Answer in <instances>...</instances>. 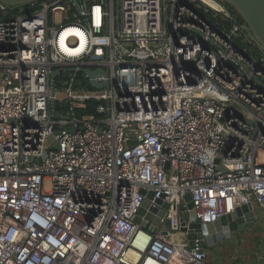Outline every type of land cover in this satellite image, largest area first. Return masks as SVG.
Masks as SVG:
<instances>
[{
    "label": "built area",
    "instance_id": "1",
    "mask_svg": "<svg viewBox=\"0 0 264 264\" xmlns=\"http://www.w3.org/2000/svg\"><path fill=\"white\" fill-rule=\"evenodd\" d=\"M29 5L0 3V264H210L187 194L201 224L264 217V50L224 1Z\"/></svg>",
    "mask_w": 264,
    "mask_h": 264
},
{
    "label": "water",
    "instance_id": "2",
    "mask_svg": "<svg viewBox=\"0 0 264 264\" xmlns=\"http://www.w3.org/2000/svg\"><path fill=\"white\" fill-rule=\"evenodd\" d=\"M37 0H0V3L8 7H19L28 5ZM227 5L231 6L237 15L248 27L250 33L256 40V42L264 50V0H223ZM59 71L55 70L51 73V91L55 93V79ZM82 73L85 74L89 79V84L92 88L103 89L108 87V83H96L94 77L98 74L107 76V73L102 69L90 70L83 69ZM55 101L52 102L51 107L55 108ZM53 118H58L53 116ZM255 125V124H254ZM257 129L254 128V131ZM74 132V130H71ZM135 142H130L133 144ZM168 168V165H166ZM146 195V200L143 202L141 208L138 210L137 215L133 218L134 223L142 226H147L141 222V218L144 217L146 220H152L155 224L159 222V218L164 216V212H157V209L150 207L149 201L153 198L154 193H146L144 190L141 192ZM157 204H161V200H155ZM184 205L180 208L182 213L180 215V226L181 231L186 232L187 240L190 247L194 246V240L198 239V243L201 249L211 247L224 239H230L232 234H238L252 229L257 224V216L254 212V208L251 204L243 205L236 210L222 217L220 220L211 224H201V222L195 218L193 212L188 213L185 211L192 210L191 197L187 194L184 197ZM167 204H162V208L167 209ZM157 213L158 218H154V214ZM188 221V224L186 222ZM166 228L169 227L168 222L165 224ZM150 230L154 231V228L150 226Z\"/></svg>",
    "mask_w": 264,
    "mask_h": 264
},
{
    "label": "rangeland",
    "instance_id": "3",
    "mask_svg": "<svg viewBox=\"0 0 264 264\" xmlns=\"http://www.w3.org/2000/svg\"><path fill=\"white\" fill-rule=\"evenodd\" d=\"M44 187L48 188L47 182ZM254 212L258 215L257 206H254ZM259 219V224L252 229L232 234L230 239L205 248L209 263L264 264V217L259 215Z\"/></svg>",
    "mask_w": 264,
    "mask_h": 264
},
{
    "label": "trees",
    "instance_id": "4",
    "mask_svg": "<svg viewBox=\"0 0 264 264\" xmlns=\"http://www.w3.org/2000/svg\"><path fill=\"white\" fill-rule=\"evenodd\" d=\"M29 6H30L29 4H28V5H24V7H29ZM226 6H227V8L229 9L230 12H232V13H236V12L234 11V9H233L231 6H229V5H227V4H226ZM21 7H22V6H19V7H17V8H21ZM28 11H29V8H28ZM96 105H97V102H96V101H88V102H84V104H83L84 107H80V108L76 107L77 104H75V112H76L78 115H83V114H93Z\"/></svg>",
    "mask_w": 264,
    "mask_h": 264
},
{
    "label": "bare ground",
    "instance_id": "5",
    "mask_svg": "<svg viewBox=\"0 0 264 264\" xmlns=\"http://www.w3.org/2000/svg\"><path fill=\"white\" fill-rule=\"evenodd\" d=\"M75 30L74 29H68V30H66L63 34H62V36H61V40L63 41V38H66V36L68 35V34H70V33H72V32H74ZM82 37V36H81ZM84 43H83V40L81 41V43H80V45H79V47L77 48V50H75V51H71V53H78V52H80V50L83 48V45Z\"/></svg>",
    "mask_w": 264,
    "mask_h": 264
},
{
    "label": "crops",
    "instance_id": "6",
    "mask_svg": "<svg viewBox=\"0 0 264 264\" xmlns=\"http://www.w3.org/2000/svg\"><path fill=\"white\" fill-rule=\"evenodd\" d=\"M259 215L262 216V215L260 214V211H259L258 215L256 214V216H258V217H257V224H259V221H260V219H259ZM257 224H256V225H257Z\"/></svg>",
    "mask_w": 264,
    "mask_h": 264
}]
</instances>
